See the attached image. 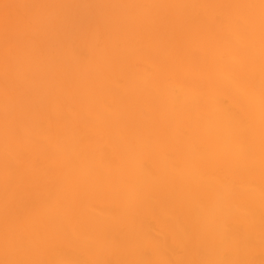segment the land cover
I'll return each instance as SVG.
<instances>
[{
	"label": "snow or ice",
	"instance_id": "6c2138e0",
	"mask_svg": "<svg viewBox=\"0 0 264 264\" xmlns=\"http://www.w3.org/2000/svg\"><path fill=\"white\" fill-rule=\"evenodd\" d=\"M201 9L204 15H111L99 19L101 47L120 32L137 56L159 41L156 109L171 115L153 122L142 141L114 136V107L100 90L77 109L58 95L39 99L33 65L43 55L41 36L67 31L69 18L49 10ZM179 26V27H177ZM189 30L224 50L207 72L185 70ZM3 111L0 188L4 229L0 264H264V0L248 3L66 5L0 2ZM53 62L62 65L57 55ZM64 68V72H70ZM179 82L166 86L170 77ZM43 79V77H42ZM118 83L126 86V76ZM198 154L210 181L193 208L172 206L188 222L174 245L162 248L173 216L160 212L162 190L140 152ZM109 219L124 225L113 235Z\"/></svg>",
	"mask_w": 264,
	"mask_h": 264
},
{
	"label": "bare ground",
	"instance_id": "6f19581e",
	"mask_svg": "<svg viewBox=\"0 0 264 264\" xmlns=\"http://www.w3.org/2000/svg\"><path fill=\"white\" fill-rule=\"evenodd\" d=\"M4 2V0H0ZM11 3H43L66 5H151V4H214L248 3L258 0H7ZM161 12L168 15L193 17L204 15L201 9L149 10V9H94L88 7L49 10L50 15L69 18L65 31L50 30L41 36L43 55H39L33 65L40 90L39 99H47L49 93L58 95L66 104L77 109L87 108L93 103L95 95L104 91L105 101L114 107L107 118L114 125V136H134L143 140L153 131V122L161 121L171 115L172 105L156 109L150 97L156 94V62L165 58V51L156 39L146 43L151 48V55L137 56L125 37L113 31L101 47L95 46V37L105 31L102 16L129 14L147 15ZM179 27V26H177ZM2 52V48H0ZM224 54L221 45L208 42L203 33L189 30L183 42L185 70L189 74L205 73L214 60ZM59 55L62 65L53 62ZM64 68L71 71L65 73ZM126 76V86L118 81ZM43 77V79H42ZM179 81L170 77L166 86ZM3 111L2 71H0V115ZM3 158V138L0 135V160ZM148 160L151 172L155 174L162 190L158 194L160 212L173 216L176 233L164 228L159 237L162 248L174 245L183 235V228L188 222L184 212L172 213V206L177 208L195 207L198 194L211 177L200 167L198 154L178 153L171 159L161 154L142 151L137 162ZM3 192L0 188V238L3 235L4 218L2 210ZM113 226V235L119 234L124 225L109 219Z\"/></svg>",
	"mask_w": 264,
	"mask_h": 264
}]
</instances>
